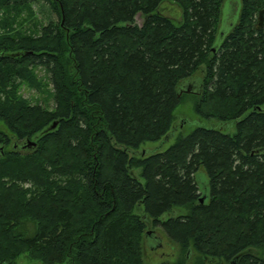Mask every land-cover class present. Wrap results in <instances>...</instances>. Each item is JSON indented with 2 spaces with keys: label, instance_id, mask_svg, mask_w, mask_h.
<instances>
[{
  "label": "trees",
  "instance_id": "trees-1",
  "mask_svg": "<svg viewBox=\"0 0 264 264\" xmlns=\"http://www.w3.org/2000/svg\"><path fill=\"white\" fill-rule=\"evenodd\" d=\"M31 1L0 0L8 31ZM43 1L56 23L0 41V264H143L155 229L180 250L161 264H264V0H240L226 34L225 0ZM35 65L52 108L18 95ZM186 95L235 131L198 126L139 152ZM175 206L186 212L161 219Z\"/></svg>",
  "mask_w": 264,
  "mask_h": 264
},
{
  "label": "rangeland",
  "instance_id": "rangeland-1",
  "mask_svg": "<svg viewBox=\"0 0 264 264\" xmlns=\"http://www.w3.org/2000/svg\"><path fill=\"white\" fill-rule=\"evenodd\" d=\"M240 0H225L222 6V18L219 26L221 33L226 34L231 28L232 24L237 19ZM32 14L28 15L26 10L14 17V28L8 31L2 25L3 8H0V41L5 38L7 34L15 36L19 30H27L29 33H38L39 30L48 23H56L58 15L54 12L47 3L43 0H32L30 2ZM164 13L171 16L175 21L180 19L179 9L173 3H166L164 6ZM137 22H140V17H137ZM31 67L35 78L32 83L29 81H22L17 88L18 95L33 104H41L47 108L54 106L52 96V85L50 83L49 75L42 66L35 65ZM199 82V80H198ZM203 126L206 128L219 129L225 133L232 134L235 131L233 121H221L216 118H206L197 114L194 110V98L192 95H186L181 103H179L173 111V120L171 127L167 134L155 141H145L140 144L138 150L143 155L151 154L153 152L163 151L171 145L178 136H184L190 133L195 127ZM5 130V128L0 125ZM134 174L138 176L140 168L133 170ZM195 180L202 196L208 194V180L205 172L198 171L195 174ZM28 185V184H27ZM26 185V186H27ZM134 211L138 214L143 213L142 205L135 206ZM186 212V209L180 206H175L171 210L165 212L161 219H166L169 216H176ZM145 216V214H144ZM153 234L157 237H148L143 239V264H161L162 262H172L180 256L179 246L169 240L166 235L160 230L155 229ZM195 252L191 251L188 262L195 259ZM17 264H42L39 261L31 260L26 256H21L16 261ZM64 264V263H61ZM221 264H225L222 262Z\"/></svg>",
  "mask_w": 264,
  "mask_h": 264
},
{
  "label": "water",
  "instance_id": "water-1",
  "mask_svg": "<svg viewBox=\"0 0 264 264\" xmlns=\"http://www.w3.org/2000/svg\"><path fill=\"white\" fill-rule=\"evenodd\" d=\"M189 90H190V89H185V91H189ZM54 126H55V123L52 124V127H54ZM33 144H35L34 141H27L26 145H23V146L25 147V146H30V145H33ZM1 148H2V146H0V149H1ZM202 200H203V199L200 198V202H202ZM147 233H148L147 235L150 234L149 232H147ZM151 237H152V236H151Z\"/></svg>",
  "mask_w": 264,
  "mask_h": 264
},
{
  "label": "flooded vegetation",
  "instance_id": "flooded-vegetation-1",
  "mask_svg": "<svg viewBox=\"0 0 264 264\" xmlns=\"http://www.w3.org/2000/svg\"><path fill=\"white\" fill-rule=\"evenodd\" d=\"M15 145H16V144H15ZM15 145H14V146H15ZM16 146H17V145H16ZM18 147H22V148H23V145H22V144H19ZM28 147H30V146H28Z\"/></svg>",
  "mask_w": 264,
  "mask_h": 264
}]
</instances>
